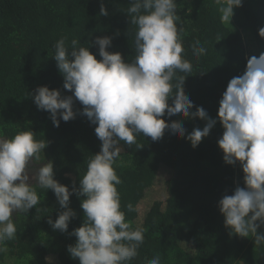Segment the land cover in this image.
Here are the masks:
<instances>
[{
    "label": "trees",
    "instance_id": "trees-1",
    "mask_svg": "<svg viewBox=\"0 0 264 264\" xmlns=\"http://www.w3.org/2000/svg\"><path fill=\"white\" fill-rule=\"evenodd\" d=\"M175 2L180 17L177 25L182 28V56L192 64L191 73L177 70L176 77L187 75L182 88L185 95L186 90L192 95L191 111L200 106L209 118L216 119L230 79L243 74L249 57L264 52V38L258 35L264 27V0H242V5L234 8L230 23L220 21L221 5L215 0ZM101 3L107 16L99 14ZM129 6L130 0H0V135L10 138L31 130L34 139L48 141L39 157L52 162L54 179L69 189L73 182L79 187V178L102 142L95 134V125L81 114L83 105L78 100L74 98L75 118L65 122L58 116L59 127H55L49 112L38 109L30 93L46 85L61 95H72L64 89L63 76L52 58L53 46L61 37H67L69 48L73 39L79 46L89 45V51L100 59L94 40L109 36L111 46L106 50L118 51L126 62H132L136 26L129 22ZM195 41L206 54L193 55L191 45ZM162 118L168 123H182L185 136L207 123L198 117L196 122L180 115L165 114ZM223 130L217 119L195 148L167 129L156 141L140 133L136 144L119 142L121 152L113 168L122 181L116 186L121 210L132 229L141 227L144 232L138 255L125 264H147L156 256L160 264H264V245L257 246L251 235H229L217 206L225 194L231 195L237 186L244 187L239 164L223 161L217 144ZM33 186L40 203L26 214H13L17 236L0 244V264H49L45 257L52 258L51 264H79L66 249L76 241L71 235L73 229L83 223L80 201L84 197L70 195L69 207L76 215L62 233L47 222L63 211L53 191ZM155 187L162 189V196L140 207ZM257 231L264 232V225Z\"/></svg>",
    "mask_w": 264,
    "mask_h": 264
},
{
    "label": "clouds",
    "instance_id": "clouds-1",
    "mask_svg": "<svg viewBox=\"0 0 264 264\" xmlns=\"http://www.w3.org/2000/svg\"><path fill=\"white\" fill-rule=\"evenodd\" d=\"M215 2L221 5L222 23H230L234 8L242 5V0ZM176 9L175 0H130L126 13L129 22L136 26V56L132 62H126L118 51L106 50L111 46L109 36L94 40L100 59L89 51V45L79 46L77 39L71 40L70 48L66 45L67 37L55 42L52 58L63 76L64 89L72 95H61L58 89L46 85L38 86L30 95L38 109L49 112L55 127H59L60 119L67 122L75 118L74 98L78 100L83 105L81 114L95 125V134L102 142L100 151L89 159L85 174L79 178V187L73 182L69 189L54 179L52 162L46 163L39 157L48 141L34 139L31 130L19 131L10 138L0 135V244L17 236L13 214H26L40 203L33 186L36 184L51 189L63 209L54 221L51 217L47 220L54 230L62 233L76 215L69 207L70 195L84 197L80 201L83 223L73 229L71 235L76 241L66 249L71 258H78L79 264L132 261L144 241V232L141 227L132 229L121 210L116 186L122 181L113 168L121 152L119 142L136 144V135L140 133L156 141L167 129L190 141L195 148L218 119L224 129L217 140L223 161L239 164L244 183V187L237 186L231 195L225 194L218 201L223 223L229 235L244 238L251 235L257 246L264 245V232L257 231L264 225V52L249 57L243 74L230 79L219 101L216 119L209 118L200 106L191 111L192 95L188 90L185 95L182 88L187 75L176 77L177 70L192 72L191 62L182 56V28L177 25L180 17ZM99 14L108 15L103 3ZM258 35L264 38V27L258 30ZM191 47L197 57L206 54L199 41ZM165 114L187 117L191 122L198 117L207 123L185 136L182 123L166 122L162 118ZM32 167L37 168L35 172H30ZM127 208L133 210L131 204ZM45 259L51 264V257ZM147 264H160L159 256Z\"/></svg>",
    "mask_w": 264,
    "mask_h": 264
},
{
    "label": "rangeland",
    "instance_id": "rangeland-1",
    "mask_svg": "<svg viewBox=\"0 0 264 264\" xmlns=\"http://www.w3.org/2000/svg\"><path fill=\"white\" fill-rule=\"evenodd\" d=\"M162 192H163L162 189L159 188V187L152 188V191L150 192V194L148 195V197H146L147 200L143 201L141 203L140 207H142L145 202L148 203L150 199H155L157 197L162 196Z\"/></svg>",
    "mask_w": 264,
    "mask_h": 264
},
{
    "label": "flooded vegetation",
    "instance_id": "flooded-vegetation-1",
    "mask_svg": "<svg viewBox=\"0 0 264 264\" xmlns=\"http://www.w3.org/2000/svg\"><path fill=\"white\" fill-rule=\"evenodd\" d=\"M30 167H31V165H29V169H30ZM36 169H37V168L34 169V168L32 167V169H31L32 171H30V172H35Z\"/></svg>",
    "mask_w": 264,
    "mask_h": 264
}]
</instances>
